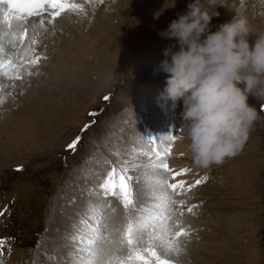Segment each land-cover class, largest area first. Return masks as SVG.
Here are the masks:
<instances>
[{
    "label": "rangeland",
    "instance_id": "374dc122",
    "mask_svg": "<svg viewBox=\"0 0 264 264\" xmlns=\"http://www.w3.org/2000/svg\"><path fill=\"white\" fill-rule=\"evenodd\" d=\"M72 2L82 4L84 12L62 14L54 30L46 26L34 46L41 59L31 66L32 75L25 73L13 87L0 78L5 85L0 91V238L12 245L0 246V264H64L60 251L59 257L50 252L54 217L77 202L83 186H96L111 163L130 152V143L145 149L133 129L148 123L154 132L164 128L175 134L176 140L185 136L182 102L173 107L161 99L166 74L159 62L174 41L158 33L191 0H177L159 19L153 14L164 0ZM229 4L249 17L254 30L264 31V0ZM217 11L213 31L230 19L225 8ZM249 103L260 118L240 154L209 169L188 158V168H198L192 174L207 179L178 197L185 201L182 220L189 230V237L182 238L188 258L172 257L178 264H264V102L250 97ZM155 111L179 117L178 127L172 130L161 116L158 124L168 125L158 127L150 118ZM77 136L75 151L68 149ZM176 154L180 157L173 149L169 157ZM169 157L175 170L187 159ZM176 179L197 180L188 173ZM115 205L116 218L122 220L124 210ZM193 246L198 251L190 255Z\"/></svg>",
    "mask_w": 264,
    "mask_h": 264
},
{
    "label": "snow or ice",
    "instance_id": "6c2138e0",
    "mask_svg": "<svg viewBox=\"0 0 264 264\" xmlns=\"http://www.w3.org/2000/svg\"><path fill=\"white\" fill-rule=\"evenodd\" d=\"M68 12L83 13L84 6L72 0H0V78L9 81L7 87L25 73L32 75L31 66L41 59L34 47L40 30L46 26L54 30L56 19ZM4 87L0 84V91ZM79 139L67 148L75 151ZM175 140L173 134L150 138L145 149L126 153L98 177L96 199L88 204L70 237L68 264H178L172 257L182 252L183 239L189 237L182 220L185 201L178 197L207 177L194 185L176 179L190 169L169 166ZM110 197L122 205V220L106 215L112 208Z\"/></svg>",
    "mask_w": 264,
    "mask_h": 264
},
{
    "label": "clouds",
    "instance_id": "9594fccd",
    "mask_svg": "<svg viewBox=\"0 0 264 264\" xmlns=\"http://www.w3.org/2000/svg\"><path fill=\"white\" fill-rule=\"evenodd\" d=\"M176 4L164 0L154 19ZM221 7L230 19L213 31ZM158 34L174 41L159 62L166 74L161 99L173 107L182 102L183 139L194 165H223L243 151L260 118L249 98L264 102V31L229 0H191Z\"/></svg>",
    "mask_w": 264,
    "mask_h": 264
},
{
    "label": "bare ground",
    "instance_id": "6f19581e",
    "mask_svg": "<svg viewBox=\"0 0 264 264\" xmlns=\"http://www.w3.org/2000/svg\"><path fill=\"white\" fill-rule=\"evenodd\" d=\"M43 30H45V29H41L40 30V34L43 33ZM153 109H155V108H153ZM152 116L155 117V123L158 125V127L160 125H163L166 128V126L168 125L166 123H162L161 121L158 124V117L159 116H161L162 119L169 120L171 122L172 128L174 127V124H173V122H174L173 118L174 117H173V115L169 116V114H167L165 112H157V111H155V112L152 113L150 118ZM180 127H181V124L179 125V128ZM144 128H145V132L143 131ZM168 128H169V126H168ZM133 130H134L133 133L135 134L136 139H137L136 142L140 141L141 143L145 144V148L148 146V141L147 142L145 141L146 143H144V138L145 137H148V139H150V138H157L156 135H159L160 138H163V137L166 136V133H167V135L170 134V133L166 132V130H164V128H161L159 130V132H157V131L154 132L152 130L151 126L148 123H145L144 125L143 124L142 125H138V128L137 129L134 128ZM140 136H141V138H140ZM185 141H186V139L182 140L180 138V139L175 141L176 145H174V146H173V142H172V150L174 149L175 152H179L180 157H187V159L185 158V161L182 162V166L181 165L179 166V169L190 167L189 166V162H188V158L190 157L191 154H190V152L188 150L187 145L184 144ZM124 143H125V141H124ZM138 145H139V143H138ZM133 149H135L137 152L139 151L138 148H136V144L130 143L129 144V150L132 151ZM180 157L176 154V157H174V158L169 157V158H172L174 160L177 159L179 162H181L180 161L181 160ZM188 169H190V171L188 172V175L190 176V178H192V181L194 179H200V178L195 177V175L192 174V172L194 173L195 169H198L197 167H192V168H188ZM142 171L143 170H141V172ZM180 177H182V176H180ZM142 178H143V176H142ZM191 184L194 185L195 182H192ZM197 187H198V185H195L193 188H197ZM82 189L84 190V192L77 196V198H76L77 202L75 204H73L71 207L70 206L69 207H65L63 213L61 215L57 214L54 217L55 222L51 223L52 224L51 230H50L51 233L49 235L51 237H55V238L49 242V246L51 247L50 252H53V253L55 252L56 256L58 255V257H59V251H60L62 253V255H63V260H65L64 264H68V262L70 260V257H69L70 237L75 233L76 228L79 225V220H80L81 216L83 215V213L85 212L88 204L96 199V198H93L94 190H96L95 184H89L87 186H83ZM109 201L112 204V208L107 209L108 211L106 210V213H107V215H110L114 219L118 220L116 218L117 217L116 216V208H118V206H116L117 204L115 205V202L111 198H109ZM189 250L191 252L190 255L193 254V253H196L198 251V250L195 249V246H193ZM181 255L182 256L184 255L185 258L187 257V255L185 254L184 250H182Z\"/></svg>",
    "mask_w": 264,
    "mask_h": 264
}]
</instances>
